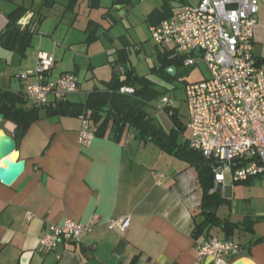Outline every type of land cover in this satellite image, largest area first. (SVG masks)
Instances as JSON below:
<instances>
[{
    "label": "crops",
    "instance_id": "crops-1",
    "mask_svg": "<svg viewBox=\"0 0 264 264\" xmlns=\"http://www.w3.org/2000/svg\"><path fill=\"white\" fill-rule=\"evenodd\" d=\"M200 1L174 0V15ZM60 2L46 9L42 0L0 1V34L9 24V15L19 6L28 10L19 25L22 29L30 26L35 33L24 58L0 45V93L22 95L26 109H42L25 96L26 87L35 79H20L35 70L40 54L55 58L54 78L64 73L77 75L76 94L84 90V100L68 99L83 103L89 92L104 89L103 82L111 80L118 59L116 51L121 49L114 43L115 49H105L102 59L96 58L101 53H91V46L99 41L104 43L101 30L111 27L103 16L110 14L123 24L130 19L137 21L138 15L144 16V8L146 14H151L162 8L164 0H137L136 6H113V0H101L100 9L95 10L89 8V0H80L74 13H66ZM37 13L44 17L34 26ZM49 19L53 23L47 26L48 33H43ZM81 20L85 21L83 44L88 45L86 53L81 52L85 57L72 50L70 65L64 67L57 56L60 44L56 34L62 25L76 29ZM90 21L101 25L100 38L93 43H87L85 32ZM53 25L56 27L51 30ZM46 37L50 45L44 44ZM119 38L127 40L124 35ZM254 54L258 62L264 61V0L259 2ZM80 57L86 61V67L80 65ZM261 66L264 69V64ZM117 71L123 73L121 67ZM0 127L14 138V124L2 118ZM81 128L82 120L78 118L46 117L34 122L19 142L17 150L20 160L26 163L25 172L11 187L0 183V264H214L198 259L196 240L192 237L195 223L202 222L198 217L202 190L194 168L178 164L181 162L177 159L164 158L161 150L157 154L156 147L149 151L148 142L134 128L127 129L120 142L108 137L95 138L88 147L80 145ZM225 184L226 180L220 186L222 197L226 200L234 195L235 201L225 213L220 207L217 216L235 224L247 218L253 221L252 232L237 231L232 240L246 248L241 258L245 264H264V242L255 244L257 239H264V178L250 184H236L232 180L233 187ZM128 217L131 223L124 234L108 229L110 222ZM67 219L92 224L93 229L81 243H61L50 253L42 252L40 239L47 228ZM208 235L228 240L216 227Z\"/></svg>",
    "mask_w": 264,
    "mask_h": 264
},
{
    "label": "built area",
    "instance_id": "built-area-1",
    "mask_svg": "<svg viewBox=\"0 0 264 264\" xmlns=\"http://www.w3.org/2000/svg\"><path fill=\"white\" fill-rule=\"evenodd\" d=\"M260 0H201L186 6L173 18L152 27L155 45L167 50L184 68L205 65L208 78L185 88L186 127L193 150L216 164H228L234 183L264 178V69L254 54L255 29ZM25 26V24H23ZM56 60L40 54L34 71L20 76L35 83L26 87L25 96L37 106L56 104L75 94L79 79L74 73L52 76ZM122 93H131L123 88ZM172 104L164 97L161 106ZM94 131L82 120L80 145L88 147ZM224 172L216 173L212 193L225 183ZM131 219L109 223L108 229L124 234ZM93 229L92 224L65 220L47 228L40 239L44 253L61 243H81ZM200 261L234 264L246 248L234 240L200 238L196 241Z\"/></svg>",
    "mask_w": 264,
    "mask_h": 264
},
{
    "label": "trees",
    "instance_id": "trees-1",
    "mask_svg": "<svg viewBox=\"0 0 264 264\" xmlns=\"http://www.w3.org/2000/svg\"><path fill=\"white\" fill-rule=\"evenodd\" d=\"M9 3L13 0H0ZM65 7L66 13H74L80 0H61ZM101 0H89V8L91 10L100 9ZM137 0H113V6H133ZM174 0H164L161 9L151 13L148 16V22L151 27L160 25L162 22L173 18L174 9L171 3ZM61 3L60 0H42V6L47 9L53 8L56 4ZM24 6L17 7L9 15V24L5 32L0 34V45L2 48L14 52L20 57L26 56L27 50L31 47L34 36L31 27L22 29L19 21L27 14ZM43 15L35 14L33 19L34 26L40 24ZM104 19L109 20L111 27L104 31V35L110 36L112 28L118 23V20L110 14H105ZM101 29L99 23L90 21L87 25L86 34L88 36L87 43H93L100 37L98 35ZM124 40V38H121ZM126 40V39H125ZM118 59L115 62L114 73L109 82H103L104 89H94L86 97L85 102L74 103L68 98L59 101L56 106H40L36 108L26 109L25 99L20 94L12 92L0 93V116L4 121H8L16 126L14 132V140L16 146L26 135L30 126L46 117H72L89 122L94 131L95 138L108 137L114 142H120L127 129L134 128L138 131L139 136L146 142H154L156 147L163 153L174 156L178 161L186 163L189 167L194 168L197 173L199 187L202 190V200L198 217L202 218L201 223H195L192 232L194 240L202 237H209V230L219 228L228 240L237 231H253V221L245 219L242 223L235 224L228 220H221L217 216V211L225 199L221 195V190L212 193L215 186L214 165L213 160H209L202 153L191 148L189 139L187 142L179 144L178 140L187 129L184 123L181 111L175 108L174 99L169 95V90L159 89L154 83L150 82L146 77H140L136 74L134 68L129 66L130 63V46L126 45L116 51ZM159 75L164 76L171 81L172 78L166 73L169 67H176L177 71H181L183 62L178 58H172L170 53L160 55ZM121 67L123 73H119L117 68ZM262 68V66L260 65ZM75 74V73H74ZM178 77V76H176ZM123 88H130L131 93H122ZM164 97H168L172 104L167 106H157L155 102ZM163 111L170 119L173 128L171 132H167L156 120L151 116L149 110L152 108ZM251 178L247 181L236 184H250L255 179ZM264 242V239H257L258 243Z\"/></svg>",
    "mask_w": 264,
    "mask_h": 264
},
{
    "label": "rangeland",
    "instance_id": "rangeland-1",
    "mask_svg": "<svg viewBox=\"0 0 264 264\" xmlns=\"http://www.w3.org/2000/svg\"><path fill=\"white\" fill-rule=\"evenodd\" d=\"M135 3H134V6H136L138 2L136 1ZM143 11L144 12H141V13H145L144 16L138 15L139 20L137 21H134V19L132 21V19H130L129 22L125 21L124 22L125 24H123L122 22H118L116 26H114V28L112 29L109 37L106 35H102V37L104 38L103 40L104 43L102 41H99L98 43H95L93 46H91V49H90L91 53L93 52L101 53V55H97L96 58L102 59L101 58L102 53L105 51V49H111V50L115 49L113 46L114 43H116V46L121 47V48H123L125 44L127 46L129 45L130 46L129 66L134 68L138 76L148 78L149 81L154 83L159 89L169 90L170 91L169 95L174 99L175 108H178L181 111L184 123H186L187 122V107L185 104V88L188 84L200 82L204 80L205 78H208L209 73L205 65L199 64L195 68H190V69L181 68V71L177 72L176 76L178 77L176 76L172 77L169 75L172 78L171 81L167 80V78H165L164 76L159 75L158 71L161 65L159 58L161 54L164 55L165 53H167V50H164L163 48L155 45V43L153 42L152 33H151L152 27L150 23L147 21L148 16L150 14H146L147 12L146 8H144ZM95 16H98V15L96 14ZM84 22L81 20L78 23L77 28L73 30L68 28L67 26L62 25L60 27V32L56 34V36H58L57 42L60 44V47L58 48V51H57V56L59 57V59H61L64 67L65 66L67 67L70 65L69 64V62L71 61L70 57L74 56L73 55L74 51L72 52V50L80 51V52L77 51V53L85 57L83 54H81V52L83 51L84 53H86L87 46H88L87 44H83V42L86 40V35L83 33V30H82L83 29L82 27L84 26ZM50 23L51 24L53 23L51 19L46 21L44 28L42 29L43 33H46V32L48 33V30L46 31V28ZM55 27L56 26L53 25L51 27V30L52 29L54 30ZM66 33L69 35H67ZM101 33H104V30H101ZM121 35H124L127 38V40H124V43L119 38V36ZM50 36L52 35L50 34ZM65 36H68V37L65 38ZM44 44L50 45V41L47 37L44 41ZM35 47H37V41H35ZM70 47L71 49L69 50ZM78 60L82 67L87 66L86 61L82 57H80ZM111 73H112V70L110 69V74ZM84 88H86V86H84ZM84 95H85V92L83 90L77 94L75 93V95L73 94L70 95L69 99L71 101L77 102L78 100H84ZM155 104L157 106L161 105V99L155 102ZM149 112L151 116L155 117L158 123L167 132H171L173 125L171 124L170 119L167 117V115L163 111L159 109H155L153 107L152 109L149 110ZM0 132H2L1 127H0ZM189 136H190L189 132L186 129L185 133L180 136L178 143L182 144V143L187 142V139H189ZM148 144H149V148H148L149 151L153 147L154 148L156 147V144L154 142H148ZM155 149H156L157 154H159L160 153L159 148L156 147ZM163 155H164V158H170L171 160L175 159L174 156L172 158V156L167 155V154L165 155V153ZM179 162L181 163H178V164H181V165L186 164L182 161H179ZM164 163H165V160H164ZM163 166H166V165L164 164ZM218 171L224 172L225 174V177H226L225 186L233 187L232 169L230 167H225V168L218 169ZM222 192L225 195L223 186H222ZM254 195L256 196L257 193L255 192ZM259 195H262V193H259ZM228 201H230V203H228ZM234 201H235L234 195L231 196L230 198H227L224 204L220 206V207L223 206V209H221V212L225 213L224 210H226L227 212L231 202L233 203Z\"/></svg>",
    "mask_w": 264,
    "mask_h": 264
},
{
    "label": "water",
    "instance_id": "water-1",
    "mask_svg": "<svg viewBox=\"0 0 264 264\" xmlns=\"http://www.w3.org/2000/svg\"><path fill=\"white\" fill-rule=\"evenodd\" d=\"M259 64L263 65L264 61ZM176 67L172 66L166 69V73L172 77L177 75ZM3 116H0L2 119ZM228 164H215L214 170L227 167ZM26 163L20 160L19 152L17 150L14 138L0 132V183L11 187L24 174ZM234 264H243L242 260Z\"/></svg>",
    "mask_w": 264,
    "mask_h": 264
},
{
    "label": "bare ground",
    "instance_id": "bare-ground-1",
    "mask_svg": "<svg viewBox=\"0 0 264 264\" xmlns=\"http://www.w3.org/2000/svg\"><path fill=\"white\" fill-rule=\"evenodd\" d=\"M243 264H245V261L243 260Z\"/></svg>",
    "mask_w": 264,
    "mask_h": 264
}]
</instances>
